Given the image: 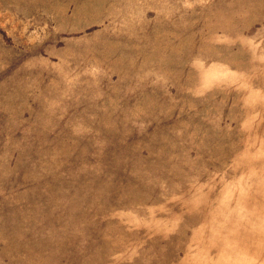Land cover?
<instances>
[{
	"label": "rangeland",
	"instance_id": "obj_1",
	"mask_svg": "<svg viewBox=\"0 0 264 264\" xmlns=\"http://www.w3.org/2000/svg\"><path fill=\"white\" fill-rule=\"evenodd\" d=\"M0 264H264V0H0Z\"/></svg>",
	"mask_w": 264,
	"mask_h": 264
}]
</instances>
